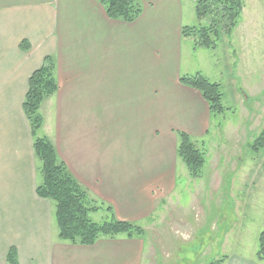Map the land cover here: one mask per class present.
Listing matches in <instances>:
<instances>
[{
	"label": "crops",
	"instance_id": "obj_1",
	"mask_svg": "<svg viewBox=\"0 0 264 264\" xmlns=\"http://www.w3.org/2000/svg\"><path fill=\"white\" fill-rule=\"evenodd\" d=\"M142 2L141 16L126 22L110 18L100 0H0V264L11 246L20 264H151L144 254L155 252L153 240L164 245L171 233L164 206L177 185V130L203 135L212 114L202 94L179 80L186 72L181 29L192 20L184 1ZM25 39L28 50L20 48ZM46 56L56 62L59 89L42 104L43 135L117 218L151 219L144 234L92 245L59 237L53 202L36 192L39 161L23 109L29 78ZM214 171L213 191L224 183ZM250 175L242 173L241 184ZM224 264L256 260L229 255Z\"/></svg>",
	"mask_w": 264,
	"mask_h": 264
},
{
	"label": "rangeland",
	"instance_id": "obj_2",
	"mask_svg": "<svg viewBox=\"0 0 264 264\" xmlns=\"http://www.w3.org/2000/svg\"><path fill=\"white\" fill-rule=\"evenodd\" d=\"M183 1L185 14L189 11L192 15L189 25L199 24L195 3L191 7L189 0ZM244 3L238 26L230 37L221 36L217 48L194 49L192 40L184 37L183 70L189 74L200 72L220 83L224 111L210 116L206 133L190 134L206 152V164L202 176L192 178L184 161L179 159L176 189L170 206H164L171 233L164 238V245L158 244L163 238L160 242L153 240L157 244L155 252L144 254L148 263L208 264L225 255H241L264 264L258 257L259 235L264 229V147L258 150L253 146L264 130V0H244ZM42 129L39 135L44 134ZM219 155L217 163L214 159ZM213 171L224 182L214 191L209 187L212 175L215 177ZM245 171L253 179L241 184ZM205 183L207 186L200 191L199 187ZM232 183L236 188H230ZM197 193H201L202 203L198 202ZM53 206L55 209L54 203ZM183 216L188 222L179 224ZM90 217L100 223L110 220L112 214L105 206L91 212ZM175 222L179 224L176 227ZM149 223L151 219H143L140 226ZM53 226L58 229L56 219ZM187 230L193 234L191 237ZM149 233L155 234L153 230ZM54 237L56 241L58 236ZM151 242L150 238L149 245Z\"/></svg>",
	"mask_w": 264,
	"mask_h": 264
},
{
	"label": "trees",
	"instance_id": "obj_3",
	"mask_svg": "<svg viewBox=\"0 0 264 264\" xmlns=\"http://www.w3.org/2000/svg\"><path fill=\"white\" fill-rule=\"evenodd\" d=\"M107 15L113 19L134 22L143 13L142 0H100ZM245 3L244 0H196L195 13L199 24L184 25L181 34L190 38L196 48H217L223 34L229 37L239 24ZM28 40L20 43L23 50L30 49ZM180 82L199 91L209 105L212 115L222 113L223 93L221 84L211 81L200 72L184 73ZM59 89L56 77V62L46 56L43 64L33 71L29 78L23 109L31 127L35 156L39 161L38 170L41 181L36 187L38 196L51 200L55 204V218L58 224L59 237L72 244L92 245L102 237L115 238L125 235L129 238L145 233V229L136 223L119 219L111 206L106 209L112 214L110 220L95 222L91 212L104 208L90 192L73 175L67 164L59 158L55 145L46 135H39L44 125L41 111L43 102ZM179 137L177 153L184 161L192 178L202 176L206 164V152L197 146V141L184 131L177 130ZM254 148L264 147V130L254 142ZM258 257L264 258V229L259 235ZM227 255L215 259L208 264H224ZM7 264H20L18 251L11 246L6 255Z\"/></svg>",
	"mask_w": 264,
	"mask_h": 264
}]
</instances>
